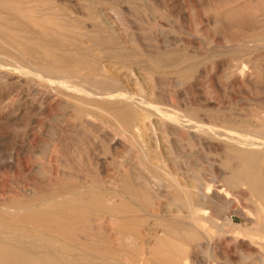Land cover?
<instances>
[{"label":"rangeland","instance_id":"rangeland-1","mask_svg":"<svg viewBox=\"0 0 264 264\" xmlns=\"http://www.w3.org/2000/svg\"><path fill=\"white\" fill-rule=\"evenodd\" d=\"M32 1L0 0L11 59L41 72L26 77L0 62V215L15 218L18 203L42 211L76 203L55 224L97 264H264L254 258L264 247V191L251 189L264 185V150L245 161L229 147L264 141V0ZM140 99L159 110L165 103L163 121L142 127L138 119V129L119 135L142 114ZM166 107L218 134H204V145L173 134ZM244 171L247 184H232ZM145 180L163 182L158 195ZM188 181L218 192L192 211Z\"/></svg>","mask_w":264,"mask_h":264},{"label":"bare ground","instance_id":"bare-ground-1","mask_svg":"<svg viewBox=\"0 0 264 264\" xmlns=\"http://www.w3.org/2000/svg\"><path fill=\"white\" fill-rule=\"evenodd\" d=\"M34 1V0H33ZM32 1V3H33ZM6 3V2H5ZM4 3V4H5ZM22 3V2H20ZM26 3V2H25ZM38 3V2H37ZM35 5V4H34ZM37 5V4H36ZM6 8V6H5ZM40 8V7H39ZM45 11V10H44ZM14 12V11H13ZM46 12H49V11H46ZM22 13V12H21ZM42 15V14H41ZM44 15V14H43ZM51 15V14H50ZM24 16V15H23ZM115 17V16H114ZM44 18V17H43ZM8 18H6L5 16H1L0 15V21L3 23V22H6ZM22 20V19H21ZM30 20V19H29ZM35 20V19H34ZM37 20V19H36ZM17 21V20H16ZM31 21V20H30ZM33 22V21H32ZM23 23V22H22ZM13 24V23H12ZM26 24V23H25ZM9 25V24H8ZM28 26V25H27ZM38 28V27H37ZM36 28V29H37ZM6 30L7 33H11V29H7V28H4ZM14 30V29H12ZM45 31V30H44ZM52 31V30H51ZM19 33V32H18ZM21 33V32H20ZM42 33V32H41ZM53 33V32H51ZM16 36V35H15ZM9 37V36H8ZM56 37V36H55ZM21 38V37H19ZM57 38V37H56ZM65 38H68V37H65ZM27 39V38H26ZM62 39V38H60ZM69 39V38H68ZM59 40V38H58ZM23 41V40H22ZM33 41V40H32ZM109 41V40H108ZM42 42V41H41ZM247 42V41H246ZM254 42V41H253ZM71 43V42H70ZM39 44V43H38ZM9 46L10 44H8L6 41L2 40L0 38V62H11V63H15V65L13 66L16 70H19V73L21 72L22 75L25 74V76L27 74H30V73H33V71H35V73L38 75V76H41V72L39 71V69H36L31 63H29V66H24L23 63L15 60L14 58L11 59L10 57V53H9ZM44 47V46H43ZM88 47V46H87ZM52 49V48H51ZM60 50V49H59ZM62 50V49H61ZM60 50V51H61ZM86 50V49H85ZM40 51V50H39ZM43 51V50H42ZM21 52V51H20ZM63 52V51H62ZM87 52V50H86ZM172 52V51H171ZM13 53V52H12ZM24 51L21 52V54H23ZM26 53V52H25ZM24 53V54H25ZM57 53V52H56ZM58 54V53H57ZM67 54V53H66ZM54 55V54H53ZM63 55V53H62ZM186 55V54H185ZM39 57V56H38ZM43 57V56H42ZM66 58V57H65ZM166 58V57H165ZM45 59V58H44ZM64 59V58H63ZM158 60V59H157ZM45 62V61H44ZM50 62V61H49ZM48 62V64H49ZM57 62V61H56ZM55 62V63H56ZM127 62V61H126ZM96 63V62H95ZM93 64V62L91 63ZM196 64V63H195ZM246 64V63H245ZM28 65V64H27ZM42 65V63H41ZM47 65V64H46ZM50 65V64H49ZM67 65V64H66ZM167 65V64H166ZM2 65H0L1 67ZM51 66V65H50ZM92 66V65H91ZM42 67L44 68V66L42 65ZM40 66V68H42ZM89 67V66H88ZM254 67V66H253ZM53 68V67H52ZM51 68V69H52ZM91 68V67H90ZM2 70V68H0ZM7 67L4 69L6 70ZM118 69V68H116ZM190 69V68H189ZM188 69V70H189ZM0 70V71H1ZM8 70V69H7ZM41 70V69H40ZM44 70V69H43ZM154 70V69H153ZM184 70V69H183ZM187 70V69H186ZM48 71V70H46ZM12 72H14V70H12ZM39 72V73H38ZM44 72V71H43ZM42 72V73H43ZM49 72V71H48ZM187 72V71H186ZM226 72V71H225ZM1 73V72H0ZM51 73V72H50ZM56 73V72H55ZM86 73V72H85ZM156 73V72H155ZM253 73V72H252ZM3 74V73H2ZM80 74V73H79ZM139 74V73H138ZM7 75V74H6ZM20 75V74H19ZM47 75V74H46ZM92 75V74H91ZM94 76V75H93ZM124 76V75H123ZM151 76V75H150ZM241 76V75H240ZM27 77V76H26ZM80 77V76H79ZM95 77V76H94ZM101 77V76H100ZM102 77H105L104 75H102ZM127 77V76H126ZM109 78V77H107ZM112 78V77H111ZM90 79V78H88ZM95 79V78H94ZM85 80V79H83ZM114 80V79H113ZM111 80V81H113ZM106 81V80H105ZM110 81V80H109ZM122 81V80H121ZM88 82V80H87ZM92 82V81H91ZM114 82L116 83L117 81L114 80ZM130 82V81H129ZM177 82V81H176ZM36 83V82H35ZM107 83V82H106ZM109 83V82H108ZM114 83V84H115ZM180 83V81H179ZM249 84V83H248ZM80 85V84H79ZM86 85V84H84ZM83 85V86H84ZM101 85V84H100ZM109 85V84H108ZM112 85V84H111ZM116 85V84H115ZM114 85V86H115ZM132 85V84H131ZM73 86V84L71 85V87ZM87 86V85H86ZM103 86V85H102ZM102 86H100L99 88H101ZM145 86V85H144ZM85 87V86H84ZM90 87V86H89ZM97 87V85H96ZM105 87V86H104ZM102 87V89L104 88ZM110 87V85H109ZM118 86H115L114 88H116ZM87 88V87H86ZM119 88V87H118ZM82 89V88H80ZM95 89V88H94ZM93 89V90H94ZM105 89V88H104ZM111 89V87H110ZM109 89V90H110ZM147 89V88H146ZM83 90V89H82ZM108 90V88H107ZM120 88H119V92H120ZM110 91H113V90H110ZM102 92V91H100ZM98 92V93H100ZM105 92V91H103ZM87 93V89H86V92ZM124 93V92H123ZM122 93L121 96H123L124 94ZM89 94V93H88ZM101 94V93H100ZM99 94V95H100ZM104 94V93H103ZM108 93H106L107 95ZM111 95H113V93L110 92ZM115 96H117L118 94L117 93H114ZM131 94V92H130ZM157 94V93H156ZM155 94V95H156ZM83 95V94H82ZM87 95V94H86ZM93 95V94H92ZM95 95V94H94ZM105 95V96H106ZM110 95V96H111ZM126 95L128 96H131L129 99L131 100V98L133 97L134 98V94L133 96L132 95H129V92L128 94H126L125 92V97ZM139 95V94H138ZM137 95V96H138ZM163 95V94H162ZM91 96V95H89ZM102 96V95H101ZM100 96V97H101ZM104 96V95H103ZM104 96V98H105ZM109 96V97H110ZM114 96V97H115ZM121 96L119 99H121ZM127 96V97H128ZM85 98V96H83ZM100 97H98V99L102 100ZM109 97H106L109 99ZM118 97V96H117ZM126 97V98H127ZM165 97V96H164ZM172 97V96H171ZM93 98V97H92ZM95 98V97H94ZM97 98V97H96ZM103 98V97H102ZM111 98V97H110ZM124 98V97H123ZM137 98V97H136ZM159 98V97H158ZM177 98V97H175ZM90 99V98H89ZM128 99V100H129ZM154 99V98H153ZM169 100V98H167ZM178 99V98H177ZM91 100V99H90ZM110 100V99H109ZM122 100V99H121ZM127 100V99H126ZM129 100V102H131ZM155 100V99H154ZM88 101V100H87ZM106 101V99H105ZM111 101V100H110ZM120 101V100H119ZM163 101V100H162ZM108 102V101H107ZM133 102H135L133 100ZM158 102V101H157ZM160 102V101H159ZM164 102V101H163ZM169 101H167L168 103ZM136 105L138 107L141 108L142 110V114L139 115V117L137 118H134L133 120H128L130 121V123L124 125V126H121L120 127V130L118 131V134L123 136L125 135V133H129L130 131L132 132V130L136 127V129H138L137 125H141L142 127H145L146 124L148 123L149 126H153V125H158L161 121V117H163V111H161L163 108H165V106L163 107V105H161V109L159 110L158 106H155L154 104H150L148 103L147 101H144L143 99L139 100L138 102H135ZM134 103V104H135ZM170 103V102H169ZM171 103H173V100L171 99ZM170 103V104H171ZM182 103V102H181ZM189 103V101L187 102ZM178 104V102H177ZM184 104V103H183ZM200 104V103H199ZM74 105V104H73ZM88 105V104H87ZM91 105V103H90ZM166 105V104H165ZM174 105V103H173ZM179 105V104H178ZM193 105V104H192ZM77 106V105H76ZM123 106V105H121ZM69 107V106H68ZM80 107V106H79ZM83 107V106H82ZM96 107V106H94ZM125 107V106H124ZM158 107V108H157ZM179 107V106H178ZM186 107V106H185ZM180 108H183V107H180ZM187 108V107H186ZM200 108V107H199ZM203 108V107H202ZM73 109V108H72ZM166 109H168L166 107ZM165 109V110H166ZM171 109V108H170ZM205 109V108H204ZM208 109V108H207ZM97 110V109H95ZM164 110V109H163ZM173 110V109H172ZM176 110V109H175ZM210 110V109H208ZM212 110V109H211ZM86 112H88L87 110H85ZM99 111V110H97ZM169 111V109H168ZM171 111V110H170ZM170 111L168 113H170ZM177 111V110H176ZM187 111V110H186ZM72 112H74L72 110ZM172 113H174L173 111H171ZM179 112V111H178ZM203 112V111H202ZM202 112H200L199 114H201ZM76 113V112H75ZM95 113V111H94ZM167 113V112H165ZM186 113V112H184ZM74 114V113H73ZM78 114V112H77ZM175 115H171L169 116V120H168V123H169V126L171 128V130L173 131V134L176 133V132H179V131H182V132H185L187 133L189 136H190V139L192 140H196L199 144L200 143H203L204 142V139H203V135L204 134H209V135H216L218 134V128H214L212 126H209V125H205L202 121L201 118H198L197 115L194 117V118H191L190 117H186L182 114H178L176 115L177 113H174ZM87 116L89 115V113H83V116ZM70 116V115H69ZM167 116V115H165ZM86 117V118H87ZM113 118V117H112ZM164 118V117H163ZM207 118V117H206ZM90 119V118H89ZM93 119V118H92ZM95 119V118H94ZM138 119L140 120L139 124H138ZM166 119H168L166 117ZM164 119V120H166ZM205 119V118H204ZM115 121V120H114ZM127 121V120H126ZM233 121H231L232 123ZM117 124V122H116ZM163 124V123H162ZM139 125V126H140ZM166 125V124H165ZM118 126V125H117ZM256 126V125H255ZM89 127V126H88ZM95 127V126H94ZM159 127V126H158ZM163 128H165L163 125H162ZM257 127V126H256ZM220 128V127H219ZM94 129V128H93ZM159 130V129H158ZM169 128L167 129V134L169 133L168 132ZM223 130V128L221 129ZM135 131V130H134ZM133 131V132H134ZM145 131V130H143ZM228 132V131H227ZM181 132H179L178 134H180ZM226 133V132H225ZM234 133V132H233ZM238 133V132H237ZM126 134V136H127ZM177 134V135H178ZM132 135V134H130ZM208 135V136H209ZM239 135H242V134H239ZM145 136V134H144ZM147 136V135H146ZM182 136V135H180ZM207 136V135H206ZM221 136V134L219 135ZM115 137V135H114ZM218 137V136H216ZM223 137V136H222ZM259 137V136H258ZM262 137V136H261ZM56 138V137H55ZM113 138V137H112ZM122 138V137H121ZM208 138V137H207ZM211 138V136H210ZM214 138V137H213ZM221 138V137H220ZM246 138V137H244ZM105 139V137H104ZM125 139V138H123ZM122 139V140H123ZM147 139V137H146ZM171 139V138H169ZM186 139V138H184ZM216 139V138H215ZM228 139V138H227ZM226 139V140H227ZM230 139V138H229ZM234 139V138H233ZM239 139V138H238ZM253 139V138H252ZM112 140V139H111ZM118 140V139H116ZM217 140V139H216ZM219 140V139H218ZM231 140V139H230ZM110 141V140H109ZM119 141V140H118ZM150 141V140H149ZM159 141V140H158ZM170 141V140H169ZM222 141V140H220ZM229 141V140H228ZM245 141V140H244ZM112 142V141H111ZM129 142V141H128ZM147 142V141H146ZM173 142H175V140H173ZM172 142V144H173ZM226 142V141H224ZM233 143V140L230 141ZM240 142V141H239ZM115 143V142H114ZM151 143V142H150ZM212 143V142H211ZM120 144V143H119ZM141 144V143H140ZM161 144V142H160ZM205 143H203L204 145ZM213 144V143H212ZM216 143H214L215 145ZM234 144V143H233ZM238 144V143H237ZM74 145V144H73ZM109 145V144H108ZM138 145V144H137ZM175 145V144H174ZM209 145V143H208ZM144 146V145H143ZM142 146V147H143ZM238 147L240 149V151H238V155H239V158H241L242 160H245V161H250V158L251 157H257V153L258 151H261V150H264V141L263 140H256V141H252L250 143H243L241 145H229L230 148H234V147ZM113 147V145H112ZM141 147V146H140ZM150 148V147H149ZM162 148H163V145H162ZM212 148V147H211ZM209 147V149H211ZM214 148V147H213ZM100 149V148H99ZM217 149V148H216ZM112 150H114V148H112ZM213 150V149H211ZM115 152V151H114ZM124 152V151H123ZM163 152V151H162ZM219 152V151H218ZM142 153V152H141ZM216 153V152H215ZM222 154V152H220ZM113 154V152H112ZM165 154V153H164ZM115 155V154H114ZM130 155V154H129ZM143 155V154H142ZM225 155V154H224ZM262 155V153H261ZM98 156V155H97ZM107 156V155H106ZM151 156V155H150ZM227 156V155H226ZM228 157V156H227ZM152 158V157H151ZM165 158V157H164ZM264 158V157H263ZM100 159V158H99ZM102 159V158H101ZM115 159V157L113 158ZM95 160V159H94ZM97 160H98V157H97ZM130 160V159H129ZM153 160V159H152ZM131 161V160H130ZM106 162V161H105ZM160 162V161H159ZM169 162V160H168ZM119 163V162H118ZM177 164V162H174ZM249 163V162H248ZM105 164V163H104ZM120 164V163H119ZM170 165V164H169ZM168 165V166H169ZM191 165V164H190ZM99 166V165H98ZM148 166V165H147ZM167 166V167H168ZM180 166V165H179ZM102 167V165H101ZM158 167V166H157ZM156 167V168H157ZM121 168V167H120ZM171 168V167H170ZM149 169V167H148ZM179 169V168H178ZM150 170V169H149ZM186 170V169H185ZM102 171V170H101ZM178 171V170H177ZM184 172V170H183ZM182 172V173H183ZM95 173V172H94ZM140 173V172H139ZM173 173V172H172ZM179 173V172H178ZM124 174V173H123ZM143 174V173H142ZM226 174V173H225ZM104 175V174H103ZM102 175V176H103ZM109 175V174H108ZM167 175V174H166ZM182 174L180 173L179 176H181ZM189 175V174H188ZM107 176V175H106ZM137 176V175H136ZM140 176V175H139ZM187 176V175H185ZM194 176V175H193ZM222 176V175H221ZM264 176V174H263ZM63 177V176H62ZM87 177V176H86ZM94 177V176H93ZM146 177V176H145ZM148 177V176H147ZM170 177V176H169ZM229 177V176H228ZM100 178V177H98ZM138 178V177H137ZM149 178V177H148ZM147 178V179H148ZM157 178V177H156ZM167 178V177H166ZM247 178H248V174L246 171L241 172V176L240 178L238 179H234L233 183L232 184H237V183H241V184H247ZM63 179V178H62ZM83 179V178H82ZM119 179V178H118ZM152 179V178H151ZM179 179V178H177ZM92 180V179H91ZM104 180V179H103ZM156 180V179H155ZM154 180V181H155ZM164 180V179H163ZM167 180V179H166ZM188 180V179H186ZM62 181V180H61ZM94 181V180H93ZM105 181V180H104ZM146 181V188L149 190V193L151 194H157L160 192V183H163L162 181L159 183V182H153V183H150L152 181L150 180H145ZM157 181V180H156ZM88 182V181H87ZM96 182V180H95ZM107 182V181H106ZM110 182V181H109ZM174 182V181H173ZM196 182V181H195ZM105 183V182H104ZM135 183V182H134ZM143 183V182H142ZM180 183V182H179ZM66 184V183H65ZM123 184V183H122ZM178 184V183H177ZM180 185V184H179ZM162 186V185H161ZM175 186V185H174ZM218 186V185H217ZM113 187V186H112ZM142 187V186H141ZM230 187V186H229ZM263 188V191H264V185L262 184H257V185H254V186H251V189L253 191H257L259 190L260 188ZM83 188V187H82ZM93 188V187H92ZM115 188V187H114ZM187 191H188V203H190V208L192 211L196 210L195 207L198 206V203L202 202L203 200H208V199H212V197L214 196L213 195V192L214 193H217L218 192V189L213 191L212 189L209 188V186H204V184H201V183H190L188 181V183L186 184V186L184 187ZM261 188V189H262ZM108 189V188H106ZM164 189V188H163ZM222 189V188H221ZM23 190V189H22ZM101 190V189H100ZM165 190V189H164ZM164 190L161 189V192H164ZM104 191V190H103ZM138 193H139V196L141 197H145V198H148L146 192L144 190H142L141 188H138ZM167 191V189H166ZM221 191V190H220ZM100 192V191H99ZM120 192V191H119ZM131 193H133L131 191ZM130 193V194H131ZM182 193V192H181ZM224 193V192H223ZM91 193L87 194L88 196H90ZM136 194V193H135ZM264 194V192H263ZM137 195V194H136ZM228 195V194H227ZM138 196V195H137ZM155 196V195H154ZM166 196V195H165ZM226 196V194H225ZM125 197V196H124ZM168 198V197H167ZM181 198V197H180ZM227 198V197H226ZM111 200V197L109 198H105L104 196L102 197V200ZM223 199V198H222ZM261 200V203L264 204V195H262V197L258 198ZM117 201V200H115ZM145 201V200H144ZM171 201V200H170ZM175 202V200H173ZM252 201V200H251ZM257 201V200H256ZM259 201V200H258ZM173 202V203H174ZM217 202V201H216ZM254 202V201H253ZM218 203V202H217ZM259 203V202H258ZM72 204H76V203H61V202H53V203H48L47 207L44 208V210L42 211V209H38L36 207H31V206H27L25 205L24 203H18L17 205H19V209L17 211L18 214H16L15 218H20L21 220L24 221V224H16L14 222V219L15 218H12V217H9L7 215H0V264H97L95 261H86V259L88 258L89 254L92 253L91 250H90V247H88L87 245H81L79 247H77L75 244L74 245H71V244H67L66 242H69V239L67 238L65 232L63 231V229H61L60 227H57L55 223H57V221H60L59 218H63L65 216H67V214L65 213V209L68 207V206H72ZM176 205V204H175ZM178 206V205H176ZM160 207V206H159ZM175 207V206H174ZM173 207V208H174ZM181 207V206H180ZM179 207V208H180ZM4 208V207H3ZM73 208L75 209V207L73 206ZM172 208V209H173ZM140 209V208H139ZM163 209V207H162ZM168 209V208H167ZM165 210V209H164ZM182 210V209H181ZM189 210V209H188ZM156 211V209L154 210ZM168 211V210H167ZM174 211V210H173ZM150 213V211H148ZM206 212V211H205ZM204 212V213H205ZM35 213V214H34ZM38 213H42V217L41 218H38L37 216L39 215ZM148 213V214H149ZM167 213V212H165ZM165 213H160L162 214L163 216L165 215ZM190 213V212H189ZM203 213V214H204ZM169 214V213H168ZM193 214V213H192ZM205 215V214H204ZM245 217H248L251 219L250 215L248 213H244L243 214ZM162 216V217H163ZM197 216V215H196ZM108 219V217H106ZM169 218V217H168ZM173 219V218H172ZM175 219V218H174ZM177 219V218H176ZM216 220V219H215ZM87 221V220H86ZM251 221V220H250ZM173 222V221H172ZM233 222V221H231ZM184 223V222H183ZM193 223V222H192ZM210 223V222H209ZM59 224V223H58ZM197 224V223H196ZM101 226V224H100ZM33 227H36V228H33ZM107 227V226H105ZM104 228V227H103ZM145 228V227H144ZM174 228V227H172ZM90 229V228H89ZM93 229V228H92ZM94 230V229H93ZM177 230V229H176ZM208 231V230H207ZM82 232V231H81ZM142 232V231H141ZM198 232V231H197ZM46 233H49V234H46ZM140 233V232H139ZM186 233V232H185ZM207 233V232H206ZM211 233V232H210ZM138 234V233H137ZM187 234V233H186ZM136 235V234H135ZM163 235V234H162ZM185 235V234H184ZM191 235V234H190ZM128 236V235H127ZM80 237V236H79ZM134 238V237H132ZM92 239V238H91ZM119 240V239H118ZM125 240V239H124ZM131 240V238H130ZM173 241V239H171ZM222 240V239H221ZM208 241V240H207ZM204 242V241H203ZM215 242V240H214ZM246 242V241H245ZM240 243V242H239ZM145 244V243H144ZM143 244V245H144ZM148 244V243H147ZM242 244V243H241ZM122 245V244H121ZM182 245V244H181ZM193 245V244H192ZM195 245V244H194ZM201 245V244H200ZM203 245V244H202ZM216 245V244H215ZM214 245V246H215ZM132 246V245H131ZM218 246V245H217ZM238 246V245H237ZM241 246V245H240ZM140 248V247H138ZM191 248V247H190ZM203 248V246H202ZM207 248H208V245H207ZM241 248V247H239ZM238 248V249H239ZM244 248V247H242ZM241 248V250H242ZM246 248V247H245ZM141 249V248H140ZM146 249V248H145ZM250 249V248H248ZM246 248V250H248ZM240 250V251H241ZM245 249L242 250L243 252H247ZM253 250V249H252ZM251 250V251H252ZM146 253V252H145ZM190 253V252H189ZM200 253V252H199ZM216 253V252H215ZM252 253V252H250ZM196 254V253H195ZM217 254H220V253H217ZM243 254V253H242ZM222 255V254H221ZM227 255V254H226ZM197 256V255H196ZM232 256V255H231ZM223 256H221L222 258ZM257 257V258H256ZM86 258V259H85ZM119 258V257H118ZM175 258V256H174ZM203 258V257H202ZM214 258V257H213ZM235 258V257H234ZM240 258V257H239ZM253 258V257H252ZM259 262H264V247L263 248H259L256 253H255V257ZM143 259V258H142ZM235 260V259H234ZM124 261V260H123ZM192 261V260H191ZM252 261V260H251ZM188 262V261H187ZM196 262V261H195ZM198 262V261H197ZM196 262V263H197ZM215 262V261H214ZM233 262V260H232ZM210 263V262H209ZM218 263V262H217ZM220 263V262H219ZM99 264V263H98ZM129 264V263H128ZM131 264V263H130ZM140 264V263H139ZM221 264V263H220ZM230 264V263H229Z\"/></svg>","mask_w":264,"mask_h":264}]
</instances>
